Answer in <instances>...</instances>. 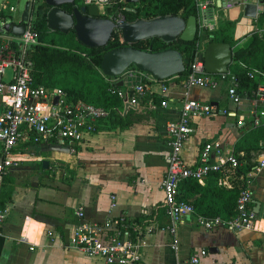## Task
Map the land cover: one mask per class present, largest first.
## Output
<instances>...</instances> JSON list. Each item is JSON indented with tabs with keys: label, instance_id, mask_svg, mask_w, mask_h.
Returning a JSON list of instances; mask_svg holds the SVG:
<instances>
[{
	"label": "crops",
	"instance_id": "crops-1",
	"mask_svg": "<svg viewBox=\"0 0 264 264\" xmlns=\"http://www.w3.org/2000/svg\"><path fill=\"white\" fill-rule=\"evenodd\" d=\"M218 1L222 2L214 0L215 5ZM213 12L216 24L217 18L244 24L242 32L247 33L237 43L248 41V19L238 16L235 7ZM109 79L124 95L143 80L145 92L137 104L125 107L124 97L117 108L123 114V123L135 119L133 122L120 127L113 119L101 120L76 146L74 153H69L66 145L59 142L33 144L27 133L12 149L19 166L4 176L0 187V204L6 207L0 224V264H103L101 258L87 256L69 242L76 223L73 212L78 206L82 207L83 218L88 221L123 216L138 227L142 225L134 238L140 244V264H175L176 260H185L199 249L206 251L199 264H264V169L244 183L251 191L249 205L257 219L254 228L204 230L191 214L176 224V252L170 249V237L163 228L168 220L159 186L168 151L164 126L177 117L181 95L186 93L190 98L218 107L226 105L238 113L245 112L248 99L242 97L235 108L224 99V86L211 90L197 86L184 89L169 84L172 100L161 106L160 82L153 81L149 75L122 73ZM217 114L194 120L193 131L181 150L186 164H195L204 142H216L219 156L224 157L247 131L246 127L235 126V116L226 114L238 128L233 132L232 124L215 120L222 115ZM243 154L246 151H238V155ZM214 155L212 150L210 158ZM249 155L254 161L255 151H249ZM42 161H46L45 164ZM205 179L198 181L199 185ZM176 195L192 203L197 200L198 210L193 208L199 214L214 211L224 200L210 193L209 188H199L186 181L179 184Z\"/></svg>",
	"mask_w": 264,
	"mask_h": 264
},
{
	"label": "built area",
	"instance_id": "built-area-1",
	"mask_svg": "<svg viewBox=\"0 0 264 264\" xmlns=\"http://www.w3.org/2000/svg\"><path fill=\"white\" fill-rule=\"evenodd\" d=\"M82 5H95L100 17L107 18L113 23L126 21L124 11H134V4L125 0H81ZM254 5L253 17L248 19L250 32L264 34V0H222L215 5L214 0H193L196 18V32L192 40L193 56L184 63L185 74L179 77L176 85L188 89L191 86L217 89L224 86V99L232 107L240 105L242 97L248 99L249 105L244 113L229 109L226 105L220 107L211 103L186 96L180 97V107L177 117L165 123V143L168 151L165 155V171L160 179L163 209L167 222L163 226L170 237L169 247L178 250L176 224L183 217L194 214L196 224L204 230L224 228L228 230L252 229L257 222L256 214L251 209V191L244 186L237 192L233 213L228 217L220 215H204L195 213L193 205L188 201L177 198V188L180 183L188 180L201 181L210 172L217 171L221 176L216 180L218 186L231 187L229 169L239 165L235 153L231 150L224 157L219 156L217 143L204 142L199 148L195 164H186L181 158V150L187 137L193 131V122L200 117H210L217 113L235 116V126L238 128H264V69L245 68V76L256 81L253 87L239 84L235 74L230 72H205L202 60L197 59L202 54L207 41L206 33L216 28L214 12L217 9L235 7L238 15L242 16L243 5ZM253 25V26H252ZM252 27L254 29L252 30ZM121 41V40H120ZM38 43V34L32 25V16L28 13L20 35L0 31V187L3 178L19 166V159L12 155V149L27 133L33 144L59 142L66 145L69 153H74L84 137L96 129L97 124L107 118V109L81 100L69 99L60 87L47 88L34 83L31 78V61L28 58L30 49ZM233 52V46H231ZM232 62V60H231ZM230 62V63H231ZM241 67L243 64L238 62ZM123 73H140L135 68H127ZM173 75L166 79H174ZM160 82L161 106L172 100L168 93V84ZM109 82L113 80L107 79ZM120 99L126 97L129 105H136L145 90L140 82L133 86L128 95L119 89H113ZM56 98L55 102L53 99ZM215 155L210 158L211 151ZM254 167L245 174L249 178L264 169V138L257 143ZM243 179V175H240ZM113 199V196L110 195ZM112 205V204H111ZM6 207L0 204V224L5 218ZM76 220L69 242L85 255L99 257L103 264H140V244L137 239H131L130 232L137 236L140 227L132 224L123 216H107L102 221H88L83 218L82 207L78 206L73 212ZM147 232L149 227H145ZM206 254L205 249L188 255L185 260H176L175 264H199L200 258Z\"/></svg>",
	"mask_w": 264,
	"mask_h": 264
},
{
	"label": "trees",
	"instance_id": "trees-1",
	"mask_svg": "<svg viewBox=\"0 0 264 264\" xmlns=\"http://www.w3.org/2000/svg\"><path fill=\"white\" fill-rule=\"evenodd\" d=\"M61 8L68 11L70 6L64 4ZM46 10L47 6L41 0L40 4L36 6L35 16L32 17L33 28L38 34V43L28 53V58L31 61L30 74L33 82L42 84L47 88L60 87L65 91L69 99L74 101L81 100L107 109V119L115 120L120 127L133 122L135 119L125 120L124 123L121 121L123 114L117 109L121 106V99L116 96L115 92H111V90L119 89L120 87L115 82H109L107 79L110 77L102 75L99 70V61L102 53L123 45L118 32H112L103 46L87 47L76 40L72 29L67 32L50 30L45 19ZM194 12L193 0H138L134 4V11H124L123 14L126 21H133L138 18L150 19L162 15H177L185 19L188 15L194 14ZM29 13L31 15V12ZM5 15L4 10L0 9V19H5ZM230 24L229 21L217 20L216 28L206 33L209 41L228 42L230 46H234L236 40L233 39L230 31H228ZM52 31L56 32L57 36H52ZM249 36V40L244 45L233 49L232 62L229 64L230 72L235 74L239 84L244 87H253L256 83V81L245 76V68L264 69V34L251 33ZM192 44L193 41L184 42L179 39L166 43L154 37L139 40L133 43L132 46L140 50L151 51L167 47L174 48L181 53L183 62L186 64L193 56ZM238 62L243 64L244 67H241ZM130 67L132 66L128 68ZM185 72L177 74L174 79H165L163 82L168 85L176 84L178 78L182 77ZM262 138H264L263 127L249 128L242 133L239 140L235 143L233 152L239 165L234 169H229L230 188H224L216 184V180L221 176L217 171L210 172L200 185L198 181H186L199 188L205 186L209 188L210 193L213 192L224 199L221 201L219 208L202 214L228 217L233 213L237 192L244 187L245 180L248 179L245 174L254 167V162L251 165L248 163L243 165V162L249 158V151H256L257 143ZM238 151H246V154L238 155ZM241 174L243 179H240ZM213 200L217 203L215 199ZM189 203L196 209L199 205L197 200ZM132 224H135V222ZM130 234L131 239L136 238L134 233L130 232Z\"/></svg>",
	"mask_w": 264,
	"mask_h": 264
},
{
	"label": "water",
	"instance_id": "water-1",
	"mask_svg": "<svg viewBox=\"0 0 264 264\" xmlns=\"http://www.w3.org/2000/svg\"><path fill=\"white\" fill-rule=\"evenodd\" d=\"M135 3L137 0H125ZM47 6L45 19L51 30L67 32L72 29L77 41L87 47H98L106 44L112 32L117 31L122 46L109 49L102 53L99 70L108 77L120 76L129 66L149 75L155 80H163L184 71L181 53L174 48L161 50H140L132 46L133 43L158 38L163 42L179 39L190 42L195 37L196 18L194 14L185 19L177 15H162L150 19H135L113 23L100 17L95 5L75 4L74 0H43ZM68 4V11L60 6ZM254 5H243L242 16L253 17ZM29 13V0H26L17 22L1 21L0 31L13 35L22 33L24 22ZM228 42L207 41L202 54L197 59L202 60L205 72H226L232 60L233 52ZM56 98L53 99L55 102ZM128 104H125L127 107ZM46 161H42L45 164Z\"/></svg>",
	"mask_w": 264,
	"mask_h": 264
},
{
	"label": "rangeland",
	"instance_id": "rangeland-1",
	"mask_svg": "<svg viewBox=\"0 0 264 264\" xmlns=\"http://www.w3.org/2000/svg\"><path fill=\"white\" fill-rule=\"evenodd\" d=\"M40 1L41 0H29V3H30L29 4V12H31V15H33L32 17L35 16L36 6L38 4H40ZM25 2H26V0H0V9H3L4 13H6L5 20L8 21L11 18L13 22H17L19 19L20 12L22 11V8H23V5L25 4ZM9 8H12V9H9ZM217 20H219V18H217ZM1 21H2V19H0V22ZM229 27L230 28L228 31H230L233 39L236 40V44L233 46V49L236 48L237 46H241L242 44L246 43V41L242 42L241 44L237 43L239 41V39L244 37L245 33H247V32H245V33L242 32L243 30H245V27H246L244 24L238 25L237 22H235V23L233 22L229 25ZM253 29H254V27H252V30ZM249 32H250V30H249ZM51 34H52V36H57L56 32H54V31H52ZM247 37L249 40V37H250L249 33H248ZM130 68H134V67L132 66ZM110 78H112V77H110ZM213 116H215V115H213ZM228 117L229 116H225L224 114H222V115L216 116L215 120L219 119V120H223L225 122L227 121V123H229V125H231V124L233 125V129H232L233 132L238 131V128H235L234 124L232 123V120ZM252 157L253 156L249 155V158H247L243 162V165H246L247 163L249 165H251L254 162L252 160Z\"/></svg>",
	"mask_w": 264,
	"mask_h": 264
},
{
	"label": "flooded vegetation",
	"instance_id": "flooded-vegetation-1",
	"mask_svg": "<svg viewBox=\"0 0 264 264\" xmlns=\"http://www.w3.org/2000/svg\"><path fill=\"white\" fill-rule=\"evenodd\" d=\"M74 3H75V4H81L80 0H77V1L75 0ZM63 6H64V5H61L60 7H63Z\"/></svg>",
	"mask_w": 264,
	"mask_h": 264
}]
</instances>
